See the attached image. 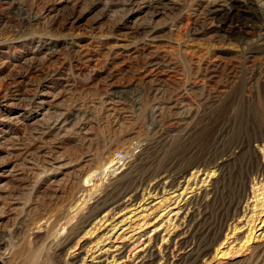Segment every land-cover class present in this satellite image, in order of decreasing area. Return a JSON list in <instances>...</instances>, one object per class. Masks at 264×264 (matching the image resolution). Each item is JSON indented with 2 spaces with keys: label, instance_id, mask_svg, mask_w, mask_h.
Masks as SVG:
<instances>
[{
  "label": "rangeland",
  "instance_id": "obj_1",
  "mask_svg": "<svg viewBox=\"0 0 264 264\" xmlns=\"http://www.w3.org/2000/svg\"><path fill=\"white\" fill-rule=\"evenodd\" d=\"M4 96L21 100L0 129L15 166L0 183V264H134L148 239L182 232L192 195L200 264H264V0H0ZM185 171L176 191L104 211L148 175Z\"/></svg>",
  "mask_w": 264,
  "mask_h": 264
},
{
  "label": "bare ground",
  "instance_id": "obj_2",
  "mask_svg": "<svg viewBox=\"0 0 264 264\" xmlns=\"http://www.w3.org/2000/svg\"><path fill=\"white\" fill-rule=\"evenodd\" d=\"M75 3H77V2H75ZM228 9L231 10V7L230 8L228 7ZM25 61H27V60H25ZM27 91H29V90L27 89ZM23 93H25V92H23ZM112 95H114L113 92H112ZM115 95H117V94L115 93ZM43 96H45V94H43ZM117 98H119V97H117ZM20 100H21V98H19V97L10 99L9 96L7 98L4 96V100L2 101V103H0V129H2L1 122H4L5 119L11 118L12 114H16L17 113L16 109L18 107V102ZM112 101L114 102V100H112ZM41 104H43L45 106V104H48V102H46V101L42 102L41 101ZM16 116H18V115H16ZM60 117H58L55 122H56L57 125H59V128L62 129L65 124H68V121L67 120L66 121L63 120L64 118L62 119ZM15 119H17V118H15ZM4 134H5L4 131L0 132V148H2V144L5 143L4 141H6ZM6 142H8V140ZM5 144H7V143H5ZM8 148H9V146H8ZM13 148H14V146H13ZM241 149H243L242 146L240 147V150ZM12 154L14 155V153H12ZM17 154H18V152H17ZM133 161H134L133 159L128 160V162H127L128 164H126V165H129V166H127V167H130L133 164ZM16 163H17V161H16ZM200 164H199V166H200ZM10 165H11V162H10V160L8 158L0 159V183L2 181H5V179L8 178L10 175L15 173V169L14 168H10V167H15V166L14 165L10 166ZM206 166H207V164H206ZM30 167H31V169H35L33 166H30ZM55 168H58L60 172H63L64 170L69 169L70 166L69 165H65V166L64 165H60V166L55 167ZM126 170H127V168H122L118 173H115L113 175L112 182H111L113 184L112 185L113 188L118 186L119 183L124 180L125 176H127V173L129 171L125 172ZM202 170H204V169H202ZM219 170H221V169L218 168V170H216V171H219ZM190 171H187V172L185 171V173L179 178H170L167 174L166 175H159L157 177L156 176L152 177V175H148L147 179L146 180L144 179L145 181L142 180L140 182V185H137L138 187H135L134 189H130V190L126 191V193L123 196L118 197V198L114 199L113 201H111L110 203L106 204L105 207H104L105 208L104 211L105 210H109V208H110V210H114V211L118 212V210L120 211L123 208H126L128 206H134V205H136L138 203L137 201H138L140 195L141 196H145L146 193H148V194H154V193L158 194L159 192H162V191L165 192L167 190L176 191L179 186H181L182 184H184V182L187 181L186 178L188 176V173H190ZM200 171H201V169H199V172ZM49 172H50V170H49ZM16 175H18L16 179L21 181L22 179L19 178L21 174L17 173ZM13 177H15V176H13ZM220 180H221V176L218 174V176L213 179L212 183L210 184V187L208 188V191H207L208 193H206V194H208V196H211V195H213L215 193V191L218 188V184L220 183ZM202 197H203V195L202 196L201 195L200 196L199 195H196V196L192 195L187 200V202H185L179 208V213L178 214L180 216L178 218V221H180V223L178 225L182 226V229H181L182 232L181 233L174 234V236L169 238V241L167 243H164L161 246L158 245V243H157L158 239L156 237L148 239L149 240L148 245L143 249V251L141 253H139L134 258V264H200L202 261L207 259V256H208L209 252H206V251H204V249H202V247L200 248V247L196 246L195 244L191 243L187 239L188 238L187 237L188 236V233H187L188 230H186L188 228V226L190 225L193 217H194L193 215L195 214V211H196V210H194L195 205ZM101 213H102L101 211H98V212H96L94 214H90L89 213L88 215L83 216V218H82L83 219V221H82L83 225L80 228L79 227L78 228H70L69 227L70 229L68 230L67 236H65V237L63 236V239L60 238L61 240L59 239V243L57 245L59 251L67 249L70 246L72 240H74L75 236H77L76 234H78V232L84 226L87 227L91 223H93L94 220L101 215ZM75 226H76V224L74 225V227ZM164 238L165 237H163L162 240H165ZM259 249H264V242L262 244H260ZM117 256H118V258H124L125 257V249H120L117 252ZM113 257H115V255ZM103 262L104 261L99 260V261H95V262L94 261L90 262L89 264H103ZM65 264H84V257L81 254H79V255H77L75 257H71L69 259L67 258L66 261H65Z\"/></svg>",
  "mask_w": 264,
  "mask_h": 264
}]
</instances>
